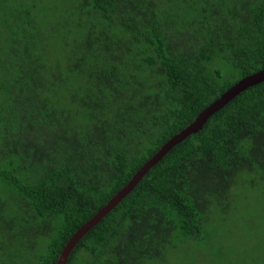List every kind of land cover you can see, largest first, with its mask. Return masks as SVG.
<instances>
[{
	"label": "trees",
	"instance_id": "obj_1",
	"mask_svg": "<svg viewBox=\"0 0 264 264\" xmlns=\"http://www.w3.org/2000/svg\"><path fill=\"white\" fill-rule=\"evenodd\" d=\"M262 68L264 0H0L1 246L55 264L171 135ZM257 179L264 80L172 146L65 264H146L179 241L207 246L213 216Z\"/></svg>",
	"mask_w": 264,
	"mask_h": 264
},
{
	"label": "rangeland",
	"instance_id": "obj_2",
	"mask_svg": "<svg viewBox=\"0 0 264 264\" xmlns=\"http://www.w3.org/2000/svg\"><path fill=\"white\" fill-rule=\"evenodd\" d=\"M6 186L0 180V200ZM233 205L225 215L215 214L209 226L208 245L179 241L162 256L146 264H264V180L257 179L238 188ZM9 207V206H8ZM4 237L0 235V240ZM43 251V243L36 246ZM172 249V250H170ZM32 264V252L15 244H0V264Z\"/></svg>",
	"mask_w": 264,
	"mask_h": 264
},
{
	"label": "water",
	"instance_id": "obj_3",
	"mask_svg": "<svg viewBox=\"0 0 264 264\" xmlns=\"http://www.w3.org/2000/svg\"><path fill=\"white\" fill-rule=\"evenodd\" d=\"M264 80V68L250 73L229 88L224 90L217 98L211 101L207 106L200 110L193 120L185 125L178 132L171 135L129 178V180L118 189L107 201L104 203L87 221L81 224L73 234L67 239L61 248L55 264H65L66 258L78 241V239L99 219L104 216L111 208L123 198L138 182L140 177L153 165L155 164L172 146L182 141L184 138L192 133L198 131L203 123L211 116L214 112L223 107L228 101H230L235 95H237L242 90L257 84Z\"/></svg>",
	"mask_w": 264,
	"mask_h": 264
}]
</instances>
